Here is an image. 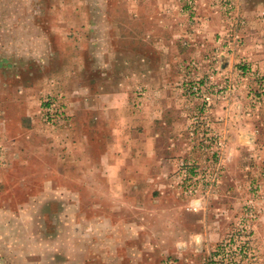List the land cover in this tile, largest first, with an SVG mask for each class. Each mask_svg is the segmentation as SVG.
Masks as SVG:
<instances>
[{
    "label": "rangeland",
    "instance_id": "374dc122",
    "mask_svg": "<svg viewBox=\"0 0 264 264\" xmlns=\"http://www.w3.org/2000/svg\"><path fill=\"white\" fill-rule=\"evenodd\" d=\"M104 83L109 93L129 99L142 84L160 97H177L169 108L160 105L174 111L169 136L176 147L184 146L172 180L197 190L186 197L176 186L177 208L161 210L155 222L176 227L182 245L169 243V233L159 230L157 243L138 238L114 246L122 264H264V0H0L1 107L13 133L20 116L30 129L27 115L42 110L35 116L44 135L28 136L32 145L45 147L42 157L30 149L18 160L8 159L0 146V205L17 210L59 169L70 173L55 157V138L63 145L76 138L67 136L72 123L87 135L89 96ZM193 83L209 85V101L189 94ZM51 98L64 110L55 123L46 120L45 101ZM169 119L164 116L165 127ZM220 139L221 175L207 191ZM79 184L59 182L77 189L82 216H93L98 200ZM180 211L186 221H178ZM8 218L0 215V257H9ZM25 221L31 220L20 218L15 226L19 257L29 239ZM31 232L32 241L40 238L39 230ZM78 244H85L87 256L99 257L95 242Z\"/></svg>",
    "mask_w": 264,
    "mask_h": 264
},
{
    "label": "crops",
    "instance_id": "0c3cea01",
    "mask_svg": "<svg viewBox=\"0 0 264 264\" xmlns=\"http://www.w3.org/2000/svg\"><path fill=\"white\" fill-rule=\"evenodd\" d=\"M98 86L103 87L100 92L95 91L89 96L87 135L83 134L81 127L72 123L67 136L71 134L76 138L66 145L59 141V135L55 138V157L61 168L69 166L70 173L64 174V169H59L55 178H50L36 194L27 195L28 200L17 210L11 203L0 205V215L8 214L7 224L11 225V241L8 240L6 250L9 257H3L5 253H2L0 262L122 264L123 258L117 255V251L112 252L114 246L126 247L138 238L157 243L159 237L155 232L159 230L169 233V243H184L176 240V227L167 229L164 225L161 228L155 225L161 210H168L171 205L177 208V188L172 175L177 171L176 157L181 154L180 150H184V146L181 143L176 147L169 136L170 131H173L170 121L174 120V111L170 113V109L162 108L166 103L167 108L170 107L169 103L175 105L177 97L168 92L160 97L158 92H153L152 88L149 90V87L146 90L142 84L138 87L141 90L135 99H129L123 93H109L105 83ZM36 114L43 115L42 110L29 113L26 117L33 128L29 129L24 117L20 116L15 120L17 132L13 133L7 126L10 122L0 102V146L8 159L19 160L30 149L42 157L41 148L45 147L32 145L28 136L31 131L44 135L38 124L40 117ZM164 116L171 117L167 127ZM112 134L114 138L111 140ZM162 140L165 143L162 144ZM2 176L0 173V186L5 180ZM64 180L81 183L79 185L85 188L88 197L98 200L99 204L94 202L92 205L93 216H82L79 191L59 185ZM109 186H115L114 191ZM112 203L122 205L117 209ZM201 209L204 207L201 206ZM182 214L180 211L179 222L186 221L187 215ZM20 218L31 220L25 221L29 239L23 245V257H19L21 252L16 245L15 226ZM34 229L39 230L40 238L32 241L31 231ZM181 229L184 231L186 227ZM81 239L95 242V254H99V257L87 256L90 253L86 255L85 249L81 247H85V244H78ZM131 244L136 245L135 242ZM126 254L131 256L130 249L129 253L126 250ZM131 264L138 262L133 261Z\"/></svg>",
    "mask_w": 264,
    "mask_h": 264
},
{
    "label": "built area",
    "instance_id": "2783aa9c",
    "mask_svg": "<svg viewBox=\"0 0 264 264\" xmlns=\"http://www.w3.org/2000/svg\"><path fill=\"white\" fill-rule=\"evenodd\" d=\"M194 65V64H193ZM208 84L207 83H193L191 86H189L187 88V91L189 92V94L193 97L199 98V99H204L206 101L210 100V97L207 96L205 94L206 89L208 88ZM45 112H46V120L49 123H55L58 120L62 119L64 117V110H62V108L60 107V105H58V101H56L55 99L51 98V99H47L45 101ZM223 141L220 139L218 142H216V153H213V157L214 159H211V166L213 167L211 171H209V173H207V178H206V182L205 183V189L207 191H212L215 186L218 183V180L220 178L221 175V160H222V152H223ZM0 160H1V149H0ZM180 180L182 181L184 179L186 170H185V163L182 162L180 165ZM177 177V176H176ZM182 183V182H181ZM178 186V185H176ZM180 189V191L182 192L183 195H185L186 197H191L194 196L195 193L197 192V190L195 189H184L182 186L181 187H177Z\"/></svg>",
    "mask_w": 264,
    "mask_h": 264
}]
</instances>
